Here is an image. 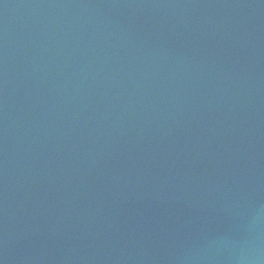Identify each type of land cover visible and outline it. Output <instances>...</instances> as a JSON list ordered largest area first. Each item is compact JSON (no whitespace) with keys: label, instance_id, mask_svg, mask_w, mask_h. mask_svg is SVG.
Instances as JSON below:
<instances>
[{"label":"water","instance_id":"95a60500","mask_svg":"<svg viewBox=\"0 0 264 264\" xmlns=\"http://www.w3.org/2000/svg\"><path fill=\"white\" fill-rule=\"evenodd\" d=\"M0 264H264V0H29Z\"/></svg>","mask_w":264,"mask_h":264}]
</instances>
